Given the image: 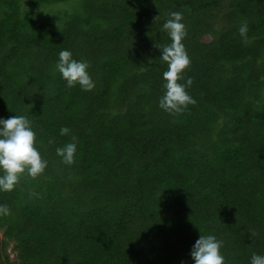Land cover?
Here are the masks:
<instances>
[{
	"label": "trees",
	"instance_id": "1",
	"mask_svg": "<svg viewBox=\"0 0 264 264\" xmlns=\"http://www.w3.org/2000/svg\"><path fill=\"white\" fill-rule=\"evenodd\" d=\"M172 12L196 100L174 115L159 107ZM62 50L92 91L66 86ZM14 115L48 166L0 190V264H195L200 235L225 264L264 256V0H0V119Z\"/></svg>",
	"mask_w": 264,
	"mask_h": 264
},
{
	"label": "clouds",
	"instance_id": "2",
	"mask_svg": "<svg viewBox=\"0 0 264 264\" xmlns=\"http://www.w3.org/2000/svg\"><path fill=\"white\" fill-rule=\"evenodd\" d=\"M170 17L163 24V30L168 32L172 42L160 49L161 59L167 63L168 70L163 73L166 93L160 99L159 107L174 115L181 114L189 105H195L196 100L186 91V87L192 85L193 79L188 77L186 84L180 83L185 79L184 73L190 69L192 63L182 43L187 36L186 26L181 22L183 14L172 12ZM157 18L158 16L155 19ZM247 32L248 26L245 23L239 29L245 45L249 42ZM89 67L88 62L73 59L68 50L59 53V62L56 64V69L66 80L67 87L72 88L78 84L84 91H92L95 88L88 72ZM70 132L68 127H62L60 130L61 135H69ZM72 141L56 149V154L62 157L66 165L75 162L77 145L74 135ZM47 166V160L42 158L36 147V133L32 129L31 121L23 115L0 119V190L13 191L22 178L27 176L36 179L43 175ZM10 214L7 205L0 206V215ZM251 235L254 237L257 233L252 232ZM222 245L223 242L217 240L214 235H200L191 250V257L195 264H225V258L220 251ZM251 264H264V256L253 253Z\"/></svg>",
	"mask_w": 264,
	"mask_h": 264
},
{
	"label": "rangeland",
	"instance_id": "3",
	"mask_svg": "<svg viewBox=\"0 0 264 264\" xmlns=\"http://www.w3.org/2000/svg\"><path fill=\"white\" fill-rule=\"evenodd\" d=\"M59 4V7L61 6V5H66L67 3L66 2H64V3H58ZM58 4H54V5H52V6H54L55 8H58ZM51 5H48V6H45V7H43V8H48V7H52ZM61 8V7H60ZM206 37H207V39H210V35H206ZM0 235H1V232H0Z\"/></svg>",
	"mask_w": 264,
	"mask_h": 264
}]
</instances>
